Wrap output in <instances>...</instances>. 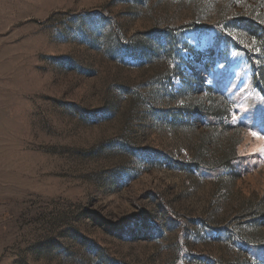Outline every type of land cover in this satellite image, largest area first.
Wrapping results in <instances>:
<instances>
[{
	"label": "rangeland",
	"instance_id": "1",
	"mask_svg": "<svg viewBox=\"0 0 264 264\" xmlns=\"http://www.w3.org/2000/svg\"><path fill=\"white\" fill-rule=\"evenodd\" d=\"M258 137L264 0H0V264H264Z\"/></svg>",
	"mask_w": 264,
	"mask_h": 264
},
{
	"label": "snow or ice",
	"instance_id": "2",
	"mask_svg": "<svg viewBox=\"0 0 264 264\" xmlns=\"http://www.w3.org/2000/svg\"><path fill=\"white\" fill-rule=\"evenodd\" d=\"M252 135H256V133H252ZM259 139H262V140H264V137H258Z\"/></svg>",
	"mask_w": 264,
	"mask_h": 264
}]
</instances>
